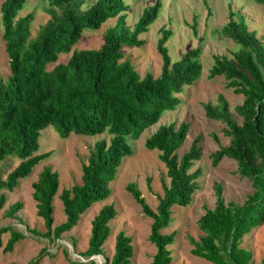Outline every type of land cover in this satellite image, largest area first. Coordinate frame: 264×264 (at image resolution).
Returning <instances> with one entry per match:
<instances>
[{
  "label": "trees",
  "instance_id": "1",
  "mask_svg": "<svg viewBox=\"0 0 264 264\" xmlns=\"http://www.w3.org/2000/svg\"><path fill=\"white\" fill-rule=\"evenodd\" d=\"M27 0L0 2V35L9 56L10 74L0 77V210L8 200L6 192L13 191L20 179L52 152L39 153L40 137L46 128L54 127L62 138L71 133L96 135L107 132L91 149L82 165L80 183L65 188L59 194L65 222L55 225L54 198L60 186L59 173L44 166L32 184V196L37 215L43 218L45 231L28 228L35 236L50 242L76 227L81 215L94 202L110 196V182L125 156L133 150L128 140L136 138L156 124L166 111L175 110L181 103L180 95L193 85L201 74L202 47L187 51L173 60L168 40L172 29H161L157 49L163 65L161 74L141 76L123 52L124 46H142L139 35L149 31L163 7L162 0L145 7L139 19L128 24L125 0H47L49 20L35 36L30 28L32 13L19 17ZM90 1V2H88ZM264 4V0H257ZM110 18L115 25L106 29L104 42L98 49H74L86 28L98 29ZM197 21L193 24L196 31ZM222 32L240 45L233 59L216 56L211 76L223 75L228 86L244 96L235 112L221 98L218 105L207 103L206 116L224 123V134L229 138L212 154L213 163L222 159L236 162V173L252 183L253 191L243 202L226 201L223 186L215 184V206L207 208L198 219L201 235L190 237L192 254L213 264H258L253 252L241 246L245 236L264 224V35L257 36L249 29L245 16L229 5V20ZM60 53H71L66 62L56 63ZM189 122L163 124L146 139L148 149L160 151V159L167 168L169 183L163 182L164 194L156 209L146 202L139 187L129 182L128 192L140 204L144 214L152 218L149 239L156 252L152 264H172L169 248L175 242L176 231L164 233L170 226L174 205L187 206L197 190L198 171L191 172L202 155L195 139L182 156L178 150L185 142ZM20 157L19 163L7 170L8 161ZM3 171H2V170ZM23 203L9 205L5 214L17 218ZM117 215L113 203L104 205L92 221L87 249L80 253L89 264H98L96 255H104V246L111 233L110 222ZM9 233L4 243L3 235ZM26 238L13 226H0V252H12ZM53 254L48 246L27 264H41ZM134 257L133 238L124 231L115 238L114 253L103 264H131ZM18 264V263H12ZM70 264H85L80 259ZM259 264H264V258Z\"/></svg>",
  "mask_w": 264,
  "mask_h": 264
},
{
  "label": "rangeland",
  "instance_id": "2",
  "mask_svg": "<svg viewBox=\"0 0 264 264\" xmlns=\"http://www.w3.org/2000/svg\"><path fill=\"white\" fill-rule=\"evenodd\" d=\"M2 1L4 0H0ZM162 1L164 5L157 20L151 24L149 31L139 35V39L144 40L145 43L142 46H124L125 59L132 62L141 76L147 73L159 76L163 60L157 49L158 39L161 37L162 28L172 29L173 35L166 44L174 61L180 59L187 51L202 47L199 58L202 67L200 77L180 95L182 103L175 110L166 111L158 123L146 128L140 136L129 137L128 142L133 152L123 158L115 178L110 182V196L94 202L81 215L76 227L53 242L35 236L28 230V228H36L38 231H45L44 220L37 215L32 184L38 179L44 166H50L59 173L60 186L54 198L55 225L65 222L66 215L59 194L63 189L81 182L82 165L87 162L91 149L97 141L103 138L109 140L111 135L107 132L96 135L71 133L68 137L62 138L54 127L43 130L39 153L52 152L51 155L37 164L27 177L20 179L13 191L6 192L8 200L0 210V226L11 225L16 230L22 231L26 238L16 244L12 252H0V264H27L45 246H48L53 256L44 257L41 264H70V261L76 259L89 264L80 253L88 247L94 217L104 205L109 203L115 205L117 215L110 222L111 233L104 246L105 254L96 257L98 264H103L107 257H112L115 238L120 231L126 232L133 238L134 257L131 264H152L156 252L155 245L149 239L153 220L144 214L140 204L127 191L126 185L129 182L135 183L149 206L156 209L159 198L164 194L163 182L168 184L170 179L167 177V168L160 159V151L148 149L145 142L160 125L173 122L177 127L182 122L190 123L187 138L178 150L179 155L182 156L189 150L198 137H202L199 143L202 155L191 168V172L200 173L196 180L198 188L192 202L184 207L174 205L172 222L163 230L164 233L177 232L175 242L169 246L173 253L172 264H213L192 254L190 237L199 238L201 231L198 227V219L207 208L215 206V184H222L226 201L240 203L253 189L249 179L242 178L236 173L237 165L232 159L224 158L218 165L213 163L212 154L221 145H227L229 138L223 132L224 123L208 118L204 106L207 103L218 105L222 98L227 102L235 118L241 121L236 115L235 107L243 102L244 96L229 87L223 75L211 76V69L215 64L216 56L233 59L234 53L240 49L236 41L222 32V28L229 20V5L241 12L249 29L261 37L264 35V4L257 0ZM125 2L130 6L126 12L127 21L132 25L139 19L143 9L153 5L156 0H125ZM48 7L47 0H27L19 12V17L33 14L31 36H35L39 28L49 20ZM195 20L197 32L193 28ZM115 23L116 18H110L98 29L86 28L74 49L100 48L104 42L106 29ZM70 56L71 53H60L58 61L48 65V69H52L59 62H66ZM9 62L0 35V77L3 79H7L10 74ZM16 158L9 159L7 170L19 163L20 157L17 155ZM16 201L22 202L23 208L17 212V218L7 217L5 210ZM8 238L9 233H5L4 243ZM241 246L251 250L254 262L259 264L264 258V224L258 225L249 232Z\"/></svg>",
  "mask_w": 264,
  "mask_h": 264
},
{
  "label": "water",
  "instance_id": "3",
  "mask_svg": "<svg viewBox=\"0 0 264 264\" xmlns=\"http://www.w3.org/2000/svg\"><path fill=\"white\" fill-rule=\"evenodd\" d=\"M99 255H96V256H93L92 258H96V257H98Z\"/></svg>",
  "mask_w": 264,
  "mask_h": 264
}]
</instances>
